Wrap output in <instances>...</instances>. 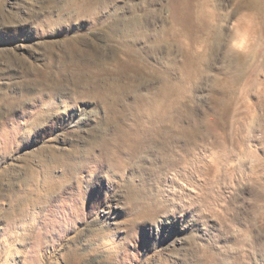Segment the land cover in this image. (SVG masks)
Masks as SVG:
<instances>
[{
	"label": "rangeland",
	"instance_id": "rangeland-1",
	"mask_svg": "<svg viewBox=\"0 0 264 264\" xmlns=\"http://www.w3.org/2000/svg\"><path fill=\"white\" fill-rule=\"evenodd\" d=\"M0 264H264V0H0Z\"/></svg>",
	"mask_w": 264,
	"mask_h": 264
},
{
	"label": "bare ground",
	"instance_id": "bare-ground-1",
	"mask_svg": "<svg viewBox=\"0 0 264 264\" xmlns=\"http://www.w3.org/2000/svg\"><path fill=\"white\" fill-rule=\"evenodd\" d=\"M210 17V16H209ZM212 19V18H211ZM221 34V33H220ZM213 40V39H212ZM215 44V43H214ZM222 44V43H221ZM217 47V46H216ZM215 48V47H214ZM199 56V59H202L203 58V55L200 54V55H197ZM203 61V60H202ZM155 106V108H158L157 106H160L161 104H153ZM160 107H163V104L160 106ZM158 115V114H157Z\"/></svg>",
	"mask_w": 264,
	"mask_h": 264
}]
</instances>
